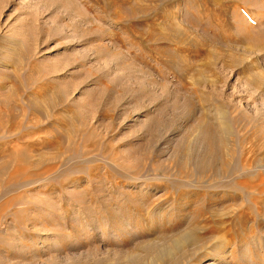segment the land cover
I'll return each instance as SVG.
<instances>
[{
    "label": "rangeland",
    "instance_id": "rangeland-1",
    "mask_svg": "<svg viewBox=\"0 0 264 264\" xmlns=\"http://www.w3.org/2000/svg\"><path fill=\"white\" fill-rule=\"evenodd\" d=\"M0 264H264V0H0Z\"/></svg>",
    "mask_w": 264,
    "mask_h": 264
}]
</instances>
